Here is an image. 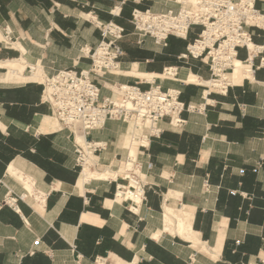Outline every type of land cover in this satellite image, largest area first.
<instances>
[{
  "label": "crops",
  "instance_id": "0c3cea01",
  "mask_svg": "<svg viewBox=\"0 0 264 264\" xmlns=\"http://www.w3.org/2000/svg\"><path fill=\"white\" fill-rule=\"evenodd\" d=\"M256 6L264 11V0H256ZM135 8L157 12L178 5L164 0H0V61L41 64L48 75L80 70L91 61L84 49H94L102 38L94 20L113 21L128 35L121 41L120 73L99 79L102 97H119L115 87L114 93L108 89L111 83H138L147 90L152 80L164 89L179 88L187 105L204 107L202 112L185 110L181 127L165 118L162 134L146 149L132 142V133L141 131L133 122L109 119L91 132L92 140L107 143L96 157L88 156L94 174L104 171L92 167L95 160L101 167L112 165L109 170L117 176L128 153L138 155L146 199L132 212L129 202L116 199L121 178L82 177L79 138L52 125L38 73L0 66L6 70L0 71V202L18 198V209L0 207V264H99L101 259L106 264H264V29L248 28L261 48L250 59L245 47L238 48V59L249 61L251 74L242 67L227 71L231 81L222 91L208 85L214 74L206 60L181 58L199 26L187 38L170 36L164 46L134 34ZM6 29L17 47H5ZM166 67H177L178 75L163 77ZM190 74L199 81L187 80ZM11 169L31 183L38 200L21 197L27 189ZM167 208L173 230L165 227Z\"/></svg>",
  "mask_w": 264,
  "mask_h": 264
},
{
  "label": "built area",
  "instance_id": "2783aa9c",
  "mask_svg": "<svg viewBox=\"0 0 264 264\" xmlns=\"http://www.w3.org/2000/svg\"><path fill=\"white\" fill-rule=\"evenodd\" d=\"M178 5L177 10L152 11L151 9L135 8L132 12L131 23L140 36H150L157 44L168 45L170 36L187 38L193 26H199L200 33L194 42L187 47V52L181 58H202L210 65L214 77L209 86L224 91L228 81L223 84L215 83L222 74L233 70V60L238 58V48L245 47L248 59L251 53L261 48H250L253 43L249 27H261L264 24L261 16L264 11L257 8L256 0H164ZM102 38L94 49H84V54L90 58L87 67L80 70L71 68L59 70L52 75L44 73L42 84V101L51 107V115L59 128H68L84 134L86 146L76 140L77 160L82 170V162L88 151L93 154L106 148V142L92 140V131L102 129L107 120L117 119L125 122H136L141 127L138 134L132 133V142L139 141L140 148H148L154 137L162 134L161 122L169 119L173 127H181L186 123L182 118L185 110L202 112L203 106L194 103L186 104L181 100L179 88L164 89L152 80L150 87L144 90L138 83L120 86L118 98L102 97L99 78L108 72L121 68L124 50L121 41L126 35L124 26L113 21L96 19ZM254 44V43H253ZM255 45V44H254ZM206 58V59H205ZM249 63L248 60L245 61ZM174 69V70H173ZM177 67L164 68L163 77H176ZM32 71V67H29ZM144 152V151H143ZM130 152L126 161L131 159ZM152 162L148 166L152 167ZM112 165L100 166L96 160L93 168L105 170ZM141 162L134 160V168L128 172H120L117 176H107L99 179L119 180L116 198L120 195L122 202H129L127 208L138 212L146 199V182L141 174ZM134 194L141 196V202L133 198ZM23 195V194H22ZM21 195V197H23ZM17 197L8 196L3 204H9L15 209Z\"/></svg>",
  "mask_w": 264,
  "mask_h": 264
},
{
  "label": "bare ground",
  "instance_id": "6f19581e",
  "mask_svg": "<svg viewBox=\"0 0 264 264\" xmlns=\"http://www.w3.org/2000/svg\"><path fill=\"white\" fill-rule=\"evenodd\" d=\"M190 1L193 2L194 0H190ZM261 20L264 21V16H261ZM263 24H264V22H263ZM9 32H10V30H9ZM3 39H4V37H3ZM4 41H7V37L6 36H5V40ZM7 43H8V41H7ZM250 48L251 49H255L256 46L253 43H251L250 44ZM24 63L25 62L22 61V60L14 59V60L0 61V66L1 67H8L11 71H20V72H23L25 69L28 71V68L29 67H32V71L31 72L28 71V72L30 74H33V73H36L37 72L38 73V79H37V81L40 80L44 76V71H43V68H42L41 64H37L36 65V64L30 63L29 61H27L25 63L26 65ZM239 67H242L243 68V70L245 71V74H247V76H249L251 74V71H250L251 67H250V65H248V63H246L244 61L239 60L238 58H235L233 60V70H232V72H234L235 68H239ZM228 74L229 73L222 74V78L216 80L215 83H217V84H223L226 81H231L229 79ZM177 75H178V73H177ZM186 78H187V80L193 81V82L199 81V79L195 75H192V74L186 75ZM211 82L212 81H208V83H209L208 85H210ZM204 83H206V82H204ZM118 94H119V92H118ZM50 118L52 119V122L53 123L51 122V119H49L48 123H50V124L52 123V125L55 128L58 127L57 126V122L55 121V119L52 116ZM132 122H133L134 126H136L138 129H141V127H139L136 124V122H134V121H132ZM76 134H77V136L79 138V140L77 139V141H79L82 145L86 146L87 141H86V139L84 137V134L80 133V131H77ZM135 141H136L137 144H139V141L137 139ZM89 154H90V152L88 151V154L85 156V160L82 162L83 170H84L83 171V176H82L83 178L90 179L92 176L101 177V178H105L107 176H113V177L116 176V175L113 174L114 172L112 173L111 170H109V169H105L101 174L100 173L99 174H94L93 172H91L89 170V167H88L89 161H90V159L88 160ZM130 155L132 156V158L125 162V168L121 172H128L129 170H131V169L134 168V160L136 158H135V156L133 154H130ZM11 172H12V174L17 179H19V180L22 181V183L24 184L25 188L27 189V191L25 193H23V195H22L23 198H27L28 196H30V197L32 196V197H34L35 200L36 199L38 200V196L35 197V191H34L32 185H31V183L28 180H23L22 174L20 172H18L17 170L11 169ZM141 174H142L143 177H145V175H144L143 172H141ZM36 195H38V194L36 193ZM43 197L44 196L41 195V198H43ZM133 198L136 201L141 202V196H139L138 194H134L133 195ZM116 199H120V202H122V197L120 195ZM172 215H173V213L170 210V208H167L166 214H165V227H166L167 230H173L172 229V226L175 223L173 222V219L171 217ZM178 230H179V233L180 234H182V235L184 234V231H185V222L184 221H181L180 220L178 222ZM99 263L100 264H106V261L101 259L99 261Z\"/></svg>",
  "mask_w": 264,
  "mask_h": 264
},
{
  "label": "rangeland",
  "instance_id": "374dc122",
  "mask_svg": "<svg viewBox=\"0 0 264 264\" xmlns=\"http://www.w3.org/2000/svg\"><path fill=\"white\" fill-rule=\"evenodd\" d=\"M94 23H95V25H96V19L94 20ZM4 34H5V36L7 37V41H8V43H4V45H5V47L6 48H11V47H17V44L15 43V38H13L12 37V34L9 32V30L8 29H6V31L4 32ZM134 34H137L136 32H135V30H134ZM128 35V32L126 31V35H125V37ZM139 37H140V35L139 34H137ZM124 37V38H125ZM0 71H2V72H5L6 70H0ZM28 71H29V68H28ZM120 73V71L118 70V71H114V72H111V74H119ZM107 74H109V73H106V74H104V76L105 75H107ZM104 76L103 77H101V78H99V79H103L104 78ZM172 78H174V77H172ZM44 78L42 77L40 80H38V81H41L42 82V80H43ZM121 85H123L122 83L121 84H117V83H111V86H110V88H108L111 92H113L114 93V87H115V89H117V92H115V95H117L118 96V92L120 93V86ZM112 86H113V88H112ZM43 92V91H42ZM41 97H42V95H41ZM50 106V105H49ZM51 108V107H50ZM52 116V115H51ZM131 123L130 122H127V125H130ZM123 161H126V160H123ZM25 192V191H24ZM100 261V260H99ZM100 264V263H99Z\"/></svg>",
  "mask_w": 264,
  "mask_h": 264
}]
</instances>
